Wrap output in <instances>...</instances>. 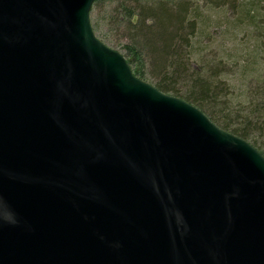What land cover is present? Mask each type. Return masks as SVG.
Returning <instances> with one entry per match:
<instances>
[{"label":"water","instance_id":"water-1","mask_svg":"<svg viewBox=\"0 0 264 264\" xmlns=\"http://www.w3.org/2000/svg\"><path fill=\"white\" fill-rule=\"evenodd\" d=\"M99 0H0V264H264V156L137 78Z\"/></svg>","mask_w":264,"mask_h":264},{"label":"trees","instance_id":"trees-1","mask_svg":"<svg viewBox=\"0 0 264 264\" xmlns=\"http://www.w3.org/2000/svg\"><path fill=\"white\" fill-rule=\"evenodd\" d=\"M259 1L99 0L90 12L95 19L90 20L97 39L115 38L110 42L124 51L137 78L197 107L218 128L264 156V79L257 78L238 96L233 83L222 80L219 68L205 64L195 51L199 32L221 21L210 14L237 12L243 17L256 12ZM107 2L109 7H102ZM244 24L242 19L239 25Z\"/></svg>","mask_w":264,"mask_h":264},{"label":"rangeland","instance_id":"rangeland-1","mask_svg":"<svg viewBox=\"0 0 264 264\" xmlns=\"http://www.w3.org/2000/svg\"><path fill=\"white\" fill-rule=\"evenodd\" d=\"M261 1L257 2L256 12H245L243 17L237 12L227 16L223 12L210 14L214 21H221L200 31L195 39L198 59L218 67L225 77L222 80L232 82L238 96L253 87L257 78L264 79V2ZM102 7H109V3ZM91 18L95 19V13ZM242 19L245 24L240 26ZM98 39L108 48L125 55L120 47L110 42L115 38L103 35ZM240 61L244 62L241 64Z\"/></svg>","mask_w":264,"mask_h":264}]
</instances>
